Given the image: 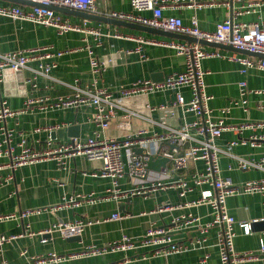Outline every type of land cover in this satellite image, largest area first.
<instances>
[{"label": "crops", "instance_id": "crops-1", "mask_svg": "<svg viewBox=\"0 0 264 264\" xmlns=\"http://www.w3.org/2000/svg\"><path fill=\"white\" fill-rule=\"evenodd\" d=\"M164 10L165 16L178 17L185 24H191L193 18H197L200 28L204 31L212 32L217 25L229 20L232 17V8L225 5L208 8H192L188 6V0H180L181 3H174V0H167ZM260 6L255 9V13L239 18V21L247 23H257L264 21V0L259 1ZM99 15L107 16L113 12L131 13V0H97ZM0 5H16L0 1ZM236 4L233 3L235 7ZM32 8L34 6H23ZM232 6V4H231ZM63 15V14H62ZM144 16H151L144 13ZM71 23L83 25L84 19L64 15ZM91 29L100 31L101 36L95 37L79 32H68L60 34L56 29L36 25L23 21H13L0 17V51L9 52L20 48L53 47V51H70L71 53L57 60L58 66L53 70L52 76L61 82L76 83L80 85L92 86L96 84L99 88L110 90L121 86L129 87L138 80L147 79L162 82L174 72H183L186 60L182 56H177L175 50L163 46L143 45L142 53L146 61H142L140 55L136 53L139 44L134 39L157 42H187L157 36L133 29L116 27L95 21L86 20ZM188 43V42H187ZM90 45L94 55L107 64V70L95 77L90 68L89 56L86 47ZM210 51L230 56L234 52L229 50L216 49L203 46ZM239 56H246L235 53ZM256 60L260 57L246 56ZM37 67L36 63L32 64ZM204 70L208 72L206 76L207 92L213 97L210 106L214 111L215 119L223 117L220 109L228 106L231 100L239 98L238 84L245 80L251 90L262 91L261 95L249 96V107L247 111L233 110L225 116L227 124L241 125L256 122H264V71L253 70L246 76L240 74L241 65L237 62L225 58H210L203 61ZM22 78V79H21ZM31 83L24 84L23 79ZM70 91L62 85L49 81L42 77L35 78L33 72L27 71L23 74H15L11 70H4L0 77V105L6 101L8 107L13 110H20L25 107L27 97L34 98H56L68 95ZM174 100L173 93H165L149 98L141 96L125 101L128 108L147 114L146 104L161 106L169 104ZM96 113L93 108H83L69 110L65 112H41L36 109L32 114L24 115L16 122L8 120L6 127L13 129L14 138L8 144L4 143L2 128L0 123V148L2 150L15 149V153L20 154L19 144L25 137L27 147L32 150L43 151L47 148V140L51 137L53 146L80 138L86 140L93 136L96 125L93 116ZM152 117L155 120L166 119L170 124L183 123L181 114L176 118L171 117L167 112H154ZM191 115L187 116V121H192ZM130 127H120L117 122H113L105 132L109 138H122L132 131L140 129L150 132H160L147 120H134ZM57 126L65 130L63 134L53 136L44 131L46 128ZM78 127L79 135L75 137L76 131H66L67 128ZM37 129H42L38 134H34ZM58 130V131H59ZM56 131V133L58 132ZM263 131L254 132L246 130L240 132L226 131L217 143L224 147L230 142L249 140L255 134H262ZM260 147H236L233 153L237 156L264 160V142ZM10 158H0V180H6L9 175L13 176L11 182L0 187V214L15 215L11 220L0 222V233L5 235H20L25 233V227L29 224L32 232L38 233L46 231L61 223H76L83 221L87 224L81 236L77 239L65 238L59 231L47 235L46 241L42 237H21L18 240L6 244L0 251V264L9 262L10 264H35L31 263L28 257H47L51 253L60 256L81 254L90 246L104 247L109 243L120 241L124 236L138 238L146 234L151 225L159 228L173 227V220L182 216L192 215L207 223L213 219V211L207 205L197 207H177L174 210L157 213V210L165 204L178 206L181 204L178 192L170 189L163 192H156L144 196H134L131 198H121L117 200H106V192L112 188L109 179L100 176L102 164L99 161H89L86 158H77L69 162L67 167H61L54 160H45L33 164L18 167L15 171L8 167ZM220 165L224 177H230L234 183L240 184L252 180L264 179V171L260 170H237L236 162L226 156H221ZM202 163L198 165L201 169ZM229 167L234 170L229 171ZM197 168V167H196ZM191 166L189 173L179 171L181 176L191 178ZM150 176H158L160 172H150ZM178 175L173 176L176 178ZM169 180V178H166ZM133 188L129 180L125 178L121 182V189L128 191ZM210 189L209 186H197L191 192L187 201L198 200L203 191ZM92 195L95 203L83 204L82 206L71 208L66 204L77 196ZM61 206L63 209L51 211V208ZM229 213L238 222L250 223L252 231L250 235H244L237 225L235 230L237 237L235 247L238 252L248 250H258L264 244V197L255 195H240L230 197L227 201ZM46 211L35 214L28 219L22 220L20 215L25 211L43 210ZM124 214L126 217L121 221H111L115 213ZM175 239L180 243L189 244L199 237V231L195 224L182 226L180 230L174 232ZM219 228H213L208 236V252L210 258L202 263L201 259L204 251L193 249L184 254L172 255L169 257L157 256L144 259V250L134 252L116 251L101 256H79L60 263L50 262L48 264H221L219 251L217 248ZM23 253H25L23 255ZM141 255V258H140ZM139 257V258H137ZM129 259L130 261H126ZM243 264H264V260L247 262Z\"/></svg>", "mask_w": 264, "mask_h": 264}, {"label": "built area", "instance_id": "built-area-1", "mask_svg": "<svg viewBox=\"0 0 264 264\" xmlns=\"http://www.w3.org/2000/svg\"><path fill=\"white\" fill-rule=\"evenodd\" d=\"M41 4L43 7L23 8L19 5H0V17L8 18L13 21H23L50 27L56 29L60 34L68 32H79L87 35L100 37V31L91 29L85 20L83 25H76L64 15L49 9L51 6L66 7L89 14L99 15V6L97 0H27ZM260 0H188V6L192 8H208L225 5L232 8V17L217 25L212 32L204 31L200 28L197 18H193L191 24H185L181 18L165 16L164 10L169 2L167 0H131V13L113 12L107 17L134 22L146 27H152L164 32H174L181 35L195 37L199 40L233 46L239 50L250 53L264 55V21L257 23H247L239 21V18L255 13V9L260 6ZM174 3H181L180 0H174ZM233 3L236 4L235 7ZM232 4V6H231ZM144 13H150L151 16H144ZM139 44L136 53L140 55L141 60L146 61L142 53L143 45L163 46L175 50L177 56H182L186 60L183 72H174L162 82H154L142 79L134 82L129 87L121 86L110 90L99 88L96 84L92 86H82L78 82L66 83L56 80L52 76L53 70L58 66L57 60L71 53L70 51H53V47H35L20 48L14 51H0V77L4 70H11L15 74H23L27 71L33 72L35 78L42 77L49 81L56 82L68 89V95L56 98H34L27 97L25 107L20 110L10 109L6 101L0 105V123L4 124L2 128L4 143L9 144L15 136L13 129L6 127L8 120L17 121L24 115L32 114L36 109L41 112H65L69 110H78L83 108H93L96 113L93 121L96 129L93 136L82 140L80 138L72 139L69 142L62 143L56 147L53 146V140L50 137L47 140V148L43 151L32 150L27 147L25 137L19 134L22 142L19 144L21 153H15V149L2 150L0 148V158H10L8 167L15 171L18 167L41 162L45 160H54L61 167H67L69 162L77 158H86L89 161H99L102 164V178L109 179L112 188L106 192V200H119L121 198H131L134 196H148L152 193L163 192L175 189L179 198L182 200L178 206L165 204L157 210L162 214L177 207H197L207 205L213 211V219L210 222L203 223L199 218L192 215L182 216L173 220V227L159 228L151 225L145 235L138 238H129L124 236L120 241L109 243L104 247L90 246L81 254L60 256L51 253L47 257L32 256L28 257L31 263L48 264L50 262L60 263L79 256H101L111 252H134L144 250L146 252L142 258H154L157 256L169 257L177 254H184L193 249L204 251L201 262L205 263L210 254L208 248V236L213 228H219L217 248L221 264H243L247 262H256L264 260V244H261L258 250H248L238 252L235 247L238 225L244 235H250L252 226L250 223L238 222L237 219L229 213L227 201L230 197L240 195L259 194L264 197V179L252 180L244 183H234L230 177L223 176V170L220 165L221 156H226L236 162V169L260 170L264 171V160L256 161L237 156L233 153L236 147H260L264 142V133L253 135L249 140L234 141L222 147L217 140L226 131L240 132L252 130L255 133L264 132V122L250 124L230 125L224 119L233 110L247 111L249 107V96L261 95L262 91L251 90L248 83L243 80L238 84L239 98L230 101L228 106L220 109L223 117L218 120L214 118V111L210 103L213 97L208 94L206 86V76L208 72L204 70L203 61L210 58H225L237 62L241 65L240 74L246 76L253 70L264 71V58L256 60L246 56L232 54L225 56L218 51H210L198 43L189 44L187 42H157L145 41L143 39H134ZM89 56L90 68L92 74L97 77L107 70V64L101 62L92 51L90 45L86 47ZM37 67L33 68L32 64ZM22 79V78H21ZM24 84L31 83L23 79ZM165 93H173L174 100L165 105L152 106L146 104L147 114L128 108L124 105L125 101L137 97H150ZM264 108V107H263ZM154 112H167L171 117L176 118L177 114L183 117V123L170 124L166 119L155 120L152 115ZM193 117L192 121H187V116ZM134 120H147L160 132H150L140 129L132 131L122 138H108L105 132L110 128L113 122H117L120 127H130ZM61 127L46 128L44 131L54 133ZM42 129H37L34 134H38ZM137 150H142L141 154ZM154 157L165 158L169 164L160 171L158 176L151 177L147 168V161ZM202 163L200 169L198 165ZM191 166L194 169L191 178L181 176L179 171L189 173ZM197 167V168H196ZM1 168V167H0ZM234 168L229 167V171ZM178 175L176 178L173 176ZM127 178L133 188L128 191L121 189V182ZM169 178V180H166ZM13 176L0 180V187L5 183L11 182ZM197 186H209L210 189L203 191L201 197L195 201H187L188 195L194 191ZM92 195L77 196L72 198L68 207L75 208L83 204H93ZM63 209L58 206L51 208L55 212ZM46 211L34 210L21 213L22 220L28 219L35 214ZM15 215H1L0 222L14 219ZM126 216L119 212L113 214L111 221H121ZM195 224L199 231V237L192 240L189 244L180 243L175 239L174 232L180 230L182 226ZM87 224L83 221L76 223H61L53 228L42 232H32L30 225L25 228V233L20 235H5L0 233V251L6 244L14 242L21 237H45L59 231L65 238L81 236ZM25 253H23L24 255ZM139 258V257H137ZM141 258V255H140ZM126 261H130L126 259ZM3 264H10L3 262Z\"/></svg>", "mask_w": 264, "mask_h": 264}, {"label": "water", "instance_id": "water-1", "mask_svg": "<svg viewBox=\"0 0 264 264\" xmlns=\"http://www.w3.org/2000/svg\"><path fill=\"white\" fill-rule=\"evenodd\" d=\"M0 1L8 2V3L16 4V5H23V6L30 5V6H34V7H43L41 4L34 3L32 1H27V0H0ZM49 9L54 10L60 14H63V15L78 17V18H81L84 20H90V21H95V22H99V23H103V24H109V25H113L116 27L133 29V30H137V31H141V32H145V33H149V34H153V35H157V36H163L166 38H171V39H176V40H184V41H187L189 44L198 43L202 46H209V47H213L216 49L229 50V51H232L234 53L243 54V55L251 56V57L257 56L260 58H264L263 54L250 53L248 51L239 50V49H237L231 45L225 46L223 44L208 42L206 40H199L195 37L181 35V34H177L174 32H164L162 30L155 29L152 27H146V26H143L141 24L134 23V22L117 20V19H113V18H110L107 16H101V15H96V14H89L87 12H82V11H78V10H74V9H70V8H66V7L51 6V7H49ZM154 82H160V81H154ZM64 131L65 130H59L57 133L54 132V134L53 133L52 134H53V136H56V135L63 134ZM66 131H71V132L76 131L75 137H77L79 135L80 129L78 127H70V128H67ZM137 153L141 154L142 150H137ZM169 163L170 162L168 159H165V158L155 159L154 157H151L147 161V168L151 171H154V172H160ZM72 239H77V237H73Z\"/></svg>", "mask_w": 264, "mask_h": 264}]
</instances>
